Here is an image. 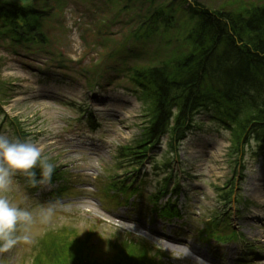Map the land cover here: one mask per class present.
<instances>
[{
  "label": "rangeland",
  "instance_id": "1",
  "mask_svg": "<svg viewBox=\"0 0 264 264\" xmlns=\"http://www.w3.org/2000/svg\"><path fill=\"white\" fill-rule=\"evenodd\" d=\"M11 1L46 8V0ZM157 1L172 4L176 24L163 38L157 36L144 46L151 51L167 40L171 50H180L182 33L191 21L182 8L178 9L180 0ZM198 1L210 10L241 9L264 2ZM86 11L81 3L75 2L73 8L55 9L44 22L43 30L52 44L49 48L60 54L63 69L50 61L49 56L28 52L26 47L15 45L0 34V112L4 114V117L0 114V133L38 144L42 156L56 169L64 171L70 186L60 195L57 190L61 179L54 178L47 187L32 188L22 175L14 177L12 188L6 193L13 203L30 207L34 214L50 205L56 211L50 223L37 221L31 227L32 243L21 241L11 251L0 253V264H37L39 245L47 232L70 225L76 227L78 236H84L86 231L90 233L92 258L96 262H104L112 254L109 239L114 243L115 237L119 240L131 236L147 241L151 248L163 253L167 264H264V156L255 158L246 152L241 169L229 156L228 132L213 125L194 128L172 157L168 168L172 172L169 186L173 184L176 189L166 191L160 201L173 199L180 208L178 218L164 220L148 199L151 189L163 181V165L159 170L148 171L150 165L145 163L139 174L132 170L106 172L115 163L116 147L133 142L144 122L141 102L130 90L127 75L128 67L140 58L134 57L128 62L116 60L115 70H103L109 61L101 60L114 46L128 41L137 18L130 20L136 14L134 11L122 14L121 20L110 28V39L100 46L94 45L85 33V26L96 17L95 11ZM139 42L138 48L143 44ZM79 66L100 70L105 87H97V92L88 95ZM69 98L89 100L88 110L95 112L99 120L96 130L76 120L79 117L66 105ZM16 126H21L23 131L16 134ZM154 153L162 163L167 153L165 139ZM117 173L118 176L132 174L126 177L127 182L138 184L142 190L127 200V204L116 205L105 194L107 176ZM230 179L233 185L231 182L224 189L233 186L232 198L228 201L226 197L224 202L229 204L224 209L218 201L216 187L221 188ZM119 199L125 200L118 195ZM215 216L226 219L234 231L235 236L226 243L206 239L200 233L209 218ZM163 237H172L181 243L168 242ZM34 246L38 248L33 251ZM190 246L204 258L196 253L191 255ZM45 250L43 255L47 254Z\"/></svg>",
  "mask_w": 264,
  "mask_h": 264
},
{
  "label": "trees",
  "instance_id": "2",
  "mask_svg": "<svg viewBox=\"0 0 264 264\" xmlns=\"http://www.w3.org/2000/svg\"><path fill=\"white\" fill-rule=\"evenodd\" d=\"M75 2L81 3L87 13L96 12V17L85 26V33L93 39L94 45L100 46L110 39V28L121 20L122 14L136 12L130 18H137L131 31L133 35L127 42L114 46L101 60L109 61L103 70H115L116 60L128 62L131 58H140L134 66L128 67L127 75L130 90L141 102L144 122L133 142L115 149V163L106 169L107 173L138 169L148 160L152 161L149 163L153 169L163 165L164 171L170 173L169 163L190 130L204 125L228 132L229 156L241 169L246 152L256 158L264 156V2L241 9L210 10L198 0H180L177 7L182 8L191 25L182 33L183 43L177 51L171 50L167 40L151 51L144 46L157 36L163 38L176 24L172 4L157 0H46V8L0 0V34L13 44L26 47L28 52L49 56L50 61L63 69L60 54L49 48L52 44L43 30L44 22L55 9L73 8ZM139 40L143 44L138 48ZM78 69L86 90L94 91L100 86L103 78L100 70L91 71L82 66ZM66 105L79 117L75 119L81 125L88 121V126L97 128L98 119L93 112H87L84 105L75 100ZM19 130L23 131L21 126L15 133ZM163 139L168 151L160 163L156 155L150 153ZM61 173L55 169L53 178L62 179L58 191L66 192L67 180ZM115 176L117 174L110 176L112 184H108V189L115 188L129 198L135 189H128L125 178L120 182L114 180ZM169 179L170 176L164 178L166 186ZM231 182L233 185L230 179L224 186ZM232 185L226 189L227 194H220L222 199L227 195L229 201ZM162 204L156 208L161 217L179 216V210L170 200ZM210 224L203 233L208 238L225 240V236H220L224 226L216 222ZM76 230L70 225L47 232L39 245L36 263L167 264L163 253L151 248L147 241L131 236L119 240L115 237L114 243L109 239L112 254L104 262H96L92 258L90 233L86 231L84 236H78ZM37 248L34 246L33 251ZM45 248L47 254L43 255Z\"/></svg>",
  "mask_w": 264,
  "mask_h": 264
},
{
  "label": "clouds",
  "instance_id": "3",
  "mask_svg": "<svg viewBox=\"0 0 264 264\" xmlns=\"http://www.w3.org/2000/svg\"><path fill=\"white\" fill-rule=\"evenodd\" d=\"M54 173L55 166L42 156L38 144L0 133V253L11 251L21 241L32 243L31 227L37 221L50 223L56 211L50 205L34 214L30 207L13 203L6 193L11 190L14 177L23 175L32 188L47 187L52 184Z\"/></svg>",
  "mask_w": 264,
  "mask_h": 264
},
{
  "label": "bare ground",
  "instance_id": "4",
  "mask_svg": "<svg viewBox=\"0 0 264 264\" xmlns=\"http://www.w3.org/2000/svg\"><path fill=\"white\" fill-rule=\"evenodd\" d=\"M163 239H165L168 242L175 243V244L181 243L178 239H174L172 237H163ZM193 253H196V256L198 257L204 258V256L201 255L199 251L195 250L192 246H190V254L192 255Z\"/></svg>",
  "mask_w": 264,
  "mask_h": 264
}]
</instances>
